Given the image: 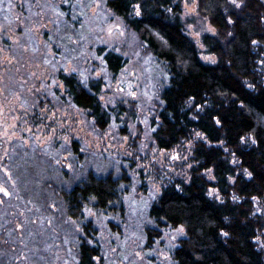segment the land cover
<instances>
[{
	"label": "rangeland",
	"instance_id": "rangeland-1",
	"mask_svg": "<svg viewBox=\"0 0 264 264\" xmlns=\"http://www.w3.org/2000/svg\"><path fill=\"white\" fill-rule=\"evenodd\" d=\"M103 1L0 0V227L10 225L6 240L17 246L6 253L9 264H76L80 225L61 216L60 203L52 213L44 209L55 201L41 190L45 176L67 186L89 170L129 178L123 216L85 209L84 219L96 229V264H173L171 252L183 237L182 229L166 228L146 247L149 207L165 182L186 177L191 143L167 152L155 147L151 135L167 72ZM175 1L182 4L185 31L200 59L214 64L201 39L215 31L198 13L197 0ZM101 48L126 60L116 75L107 70ZM258 65L264 81V52ZM61 72L103 82L99 100L112 113L105 131L68 102ZM54 167L57 172L48 175ZM209 195L220 199L215 190ZM254 204L264 217V199ZM256 242L264 253V239Z\"/></svg>",
	"mask_w": 264,
	"mask_h": 264
},
{
	"label": "trees",
	"instance_id": "trees-1",
	"mask_svg": "<svg viewBox=\"0 0 264 264\" xmlns=\"http://www.w3.org/2000/svg\"><path fill=\"white\" fill-rule=\"evenodd\" d=\"M236 2L197 0L198 13L215 31L201 39L206 52L216 57L209 64L200 59L186 34L181 2L103 1L167 72L151 135L155 147L167 152L191 143L186 177L165 182L148 210L152 226L145 228L146 247L159 240L166 228L183 230L171 252L173 264H264L256 242L258 237L264 239V217L255 212L254 204L264 199V81L258 65L264 52V0ZM101 54L112 76L126 63L113 51ZM58 79L68 102L87 112L98 131H105L112 113L99 100L103 82L83 80L74 72H61ZM71 148L79 154L76 142ZM11 170L14 177L17 170ZM54 172L55 167L48 175ZM63 175V180L70 179L68 172ZM128 184L124 173L99 175L91 170L70 179L69 186L48 176L42 179L41 190L55 199L44 209L52 213L51 206L60 203L61 216L80 225L76 264H96L100 256L92 243L96 229L84 219L86 207L123 216L122 196ZM210 190L220 199L211 197ZM2 226L0 264H9L6 253L17 246L6 240L10 225Z\"/></svg>",
	"mask_w": 264,
	"mask_h": 264
},
{
	"label": "snow or ice",
	"instance_id": "snow-or-ice-1",
	"mask_svg": "<svg viewBox=\"0 0 264 264\" xmlns=\"http://www.w3.org/2000/svg\"><path fill=\"white\" fill-rule=\"evenodd\" d=\"M233 2L235 3V0H233ZM255 43V42H254ZM219 123V121H217ZM249 176H251V173H249ZM225 235H227V233H225Z\"/></svg>",
	"mask_w": 264,
	"mask_h": 264
}]
</instances>
